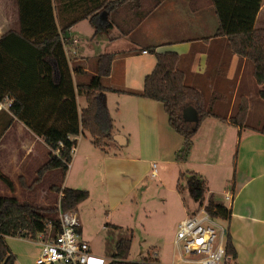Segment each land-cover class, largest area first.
Listing matches in <instances>:
<instances>
[{"label": "crops", "instance_id": "0c3cea01", "mask_svg": "<svg viewBox=\"0 0 264 264\" xmlns=\"http://www.w3.org/2000/svg\"><path fill=\"white\" fill-rule=\"evenodd\" d=\"M192 2L194 7L191 5ZM127 4L128 2H125L119 7L120 9L113 12L118 26L112 25L106 31L94 35V29L88 19H83L69 29L68 35L63 40L70 67L74 65L83 71L76 77L72 73L74 80L86 79L87 74L92 72L95 57L99 54L135 51L125 56H116L112 61L111 73L102 79L103 85L108 90L101 93V108L112 121V136L107 141L109 146L119 149L133 146L141 153L148 151L161 155L162 149L165 150L171 145V132L175 131L169 126L167 114L159 102L127 92L110 90H142L145 75L150 73L155 65V56L150 51V47H155L156 52H176L182 59L179 67L184 71L185 83L189 86H194L202 92L203 89H208L211 94L217 90L218 84L229 85L232 103L242 98H246L248 102L259 99L256 94L262 86L255 81L249 61L231 53L225 37L214 36L217 19L213 7L208 5L207 1L162 0L138 24H135L138 10L132 11L128 7H123L128 6ZM85 5L89 3L79 0H53L56 23L70 19L71 14ZM263 6L264 0L256 19ZM111 16L110 12L109 18ZM183 16L197 18L199 21L202 19L207 25H211V32L188 35L183 30H178L177 23L170 25L183 19ZM106 20L100 21L106 25ZM84 21L87 22V27L81 25ZM166 26L170 31L166 30ZM10 31L16 33L20 31L18 3L17 0H0V37ZM82 33L85 34L86 39L81 40ZM142 50H146V53H142ZM84 97L77 92L79 112L86 105ZM230 107L233 105L231 104ZM10 117L8 110H0V171L13 182L14 188L10 190L0 180V191L3 185L10 191V194L5 195L3 191L0 195L14 196L21 202L34 204L33 199L37 196L35 189L46 178L52 177L46 193L42 195V200L46 195L51 196L55 193L51 189L52 185L64 187L59 184L61 178L65 183L70 181L65 186L74 185L69 176L77 160L85 163L97 161L100 157L91 147L79 142L77 138L64 177L58 169L49 170L40 183L30 189L23 188L19 183L20 179L30 185L35 178L36 170L48 159L50 149L41 137L35 135L20 120L13 118L10 122ZM204 124H208L207 135L203 141L197 142V146L202 151H211L206 155L210 160L207 161L206 156H201L191 162L189 156L182 163H185L188 170L203 175L206 178L208 197L212 195L231 211L229 219L222 221L236 252V257L230 264H264V134L250 128L251 126L234 125L215 117L205 118L199 128ZM199 128L194 134L195 138L198 136ZM210 132L217 134L219 139L217 141L211 139ZM195 140H198V137ZM213 149L214 151L219 149V154L212 152ZM101 150L105 152L104 149ZM224 151H227L231 157L230 178L221 185L212 186L210 178L206 176L207 171L203 168L208 166H211L207 168L210 170L218 168L221 153ZM100 160L106 161L107 165L104 164V168L102 167L103 175L112 179L117 174H135L139 157L135 155L132 157L130 153L127 156L114 153L101 155ZM121 161H129L130 164L122 168ZM225 191L232 193L231 202L221 197ZM111 192L110 190L109 193ZM74 210L77 212L75 208ZM153 256V259L157 258L156 253ZM158 261L161 264L182 263L174 256V251L170 262Z\"/></svg>", "mask_w": 264, "mask_h": 264}, {"label": "trees", "instance_id": "16d2710c", "mask_svg": "<svg viewBox=\"0 0 264 264\" xmlns=\"http://www.w3.org/2000/svg\"><path fill=\"white\" fill-rule=\"evenodd\" d=\"M79 1L89 5L75 11L76 15L70 19L56 23L53 0H17L20 31H10L0 37V100L4 97L11 99L8 109L11 114L10 122L13 118L20 120L35 135L41 137L50 149L48 159L36 170L32 183L26 185L20 179V184L27 189L40 183L49 170L58 169L64 177L76 144L75 137L80 133L87 132L91 142L97 147L103 148L107 145L112 136V121L101 108V93L108 90L102 79L111 73L112 61L116 56L135 52L129 50L99 54L95 57L92 72L87 74L86 79L74 80L72 73L76 77L83 71L74 65L71 68L65 53L63 40L69 29L83 19H88L94 35L106 31L112 25L118 26L113 12L125 2H128V6L123 7L132 11L138 10L135 20V24H138L162 0ZM203 1H207L214 9L217 19L214 36L225 37L231 53L251 62L253 77L262 86L258 95L264 100V28L255 27L263 0ZM191 5L194 7L193 2ZM103 10L107 12L106 25L99 20V14ZM149 49L155 56V65L145 75L142 90H110L145 97L162 105L169 126L184 138L183 146L175 156L176 161L186 159L192 144L191 139L207 117L227 120L234 125L250 126L245 123L246 99H242L235 114L228 118L215 113L214 104L218 97L213 92L211 97L205 99L202 91L185 83V73L179 67L182 59L176 52H156L155 47ZM77 92L83 94L86 101L80 112L77 108ZM187 105L193 106L198 113L197 122L191 125L184 122L181 116L182 109ZM250 128L264 134V122ZM185 174L188 175L191 196L197 201L199 208L203 205L208 191L206 180L194 171L180 172L179 179ZM0 180L13 190V182L1 171ZM180 188L181 184L178 182L177 189ZM51 189L61 192L58 203L62 210L74 209L89 195L84 188L52 185ZM205 209L211 216L221 220L229 219L231 214L230 209L212 195L208 197ZM55 212L57 207L43 209L21 202L14 196L0 195V264H14L16 260L5 237H33L44 230L48 220L53 221L55 232L59 227L58 221L49 217V214ZM106 226L116 227L111 224ZM131 241V238L119 237L114 243V252L110 255L108 264H161L157 259L127 261ZM226 241L227 251L235 258L236 252L228 233Z\"/></svg>", "mask_w": 264, "mask_h": 264}, {"label": "rangeland", "instance_id": "374dc122", "mask_svg": "<svg viewBox=\"0 0 264 264\" xmlns=\"http://www.w3.org/2000/svg\"><path fill=\"white\" fill-rule=\"evenodd\" d=\"M75 15L76 12L70 16L73 17ZM175 23H177L179 31L183 30L188 35L211 32V25H207L202 19L199 21L197 18L192 19L189 16H183V19L172 22L170 25ZM81 25L87 27L86 25L88 24L84 21ZM255 27L264 28V6L260 11L258 19L255 21ZM82 30H85V28H82ZM166 30L170 31L168 26H166ZM84 35V33L80 35L81 40L83 38L86 39ZM132 37L134 38L135 36ZM249 63L251 64V62ZM116 74L119 75L118 73ZM216 88L217 90L214 93L219 100L217 99L214 104V112L228 117L235 114L242 99L246 98L232 103L231 93L229 92L231 87L229 85L218 84ZM209 92L208 89H203L202 93L205 99L213 95ZM78 102L82 104L80 100ZM231 104L233 107H230ZM263 122L264 100L260 97L256 101L252 99L248 102L247 100L245 123L250 126H260ZM207 126L208 124H204L199 128L198 136L196 138L192 137V144L184 161L190 156L189 160L193 162L211 152L209 150L202 151L197 146V142L205 139ZM171 133V145L165 150L162 149L161 155L152 154L148 151L141 153L137 147L133 146L119 149L107 144L103 148L95 147L91 143V137L87 132L80 133L75 137L76 141L78 138L79 142L81 141L84 145L91 147L100 157L101 155H112L114 153L121 154L122 156H127L130 153L132 157L134 155L139 157V160L136 162V167L138 168L136 169V173H132V175L123 173L122 175L117 174L112 179L106 178V175L102 173L104 164L107 166L106 161L100 160L99 157L97 161L85 163L77 160V164L69 176V179L73 180L72 183L74 185L66 186L84 188L89 191L90 196L77 205L75 209L79 214L83 239L90 243L100 264L110 261V255L114 252V243L119 237L132 239L127 261L152 260L153 255L156 253V259L161 262H170L169 260L174 251L173 238L177 229V223L187 216V209L189 212L197 209V201L192 198L190 193L188 175H182L179 179L180 172L184 173L191 170L187 169L188 167H186L185 163H182L183 161L175 160L176 154L183 146L184 138L175 132ZM197 137L198 140H195ZM209 137L216 141L219 139V136L213 132H210ZM101 149H104L105 152ZM215 152L219 154V149ZM206 159L207 161L210 160L208 156H206ZM230 161L231 157L227 151H224L221 153L218 168L211 170L207 169L211 168V166L203 168L207 171L206 176L210 178L212 186L221 185L225 180H229L232 170ZM121 163L122 168L130 164L129 161H121ZM153 163H155L156 177L151 176ZM58 171L61 174V171ZM51 179L52 177L46 178L35 189L37 196L33 199L35 203L32 205L43 209L58 206L61 193L59 191L52 189L55 193H52L51 196L46 195L42 200V195L46 193L47 185ZM204 179L206 180L205 177ZM67 182L69 183L70 181ZM67 182L65 183V180L61 178L59 184L65 186ZM178 182L181 184L180 190L177 189ZM25 184L27 185L26 182ZM3 186L0 192L5 191V195L10 194L8 186ZM110 190L112 191L111 193H109ZM207 199L208 195L206 193L203 205L206 204ZM49 217L56 219L57 212L49 214ZM109 224L116 227L111 228L106 226ZM5 241L16 257L15 264H34L35 257L40 250L39 244L23 237L15 236H7L5 237Z\"/></svg>", "mask_w": 264, "mask_h": 264}, {"label": "built area", "instance_id": "2783aa9c", "mask_svg": "<svg viewBox=\"0 0 264 264\" xmlns=\"http://www.w3.org/2000/svg\"><path fill=\"white\" fill-rule=\"evenodd\" d=\"M10 104L11 99L4 97L0 100V110H8ZM151 176L156 177L155 163ZM221 197L231 202L233 195L225 191ZM56 220L59 227L55 232L53 221L48 220L43 231L25 238L40 245L34 264H100L90 243L83 239L77 212L62 210L58 203ZM222 221L211 216L205 205L187 214L178 223L173 239L174 256L178 261L184 264H230L233 258L226 249L227 229Z\"/></svg>", "mask_w": 264, "mask_h": 264}, {"label": "water", "instance_id": "95a60500", "mask_svg": "<svg viewBox=\"0 0 264 264\" xmlns=\"http://www.w3.org/2000/svg\"><path fill=\"white\" fill-rule=\"evenodd\" d=\"M106 18H107V12L103 10L99 14V19L104 21L106 20ZM181 116L184 122L189 123V124L196 123L198 119V113L196 109L191 105H187L182 109Z\"/></svg>", "mask_w": 264, "mask_h": 264}]
</instances>
